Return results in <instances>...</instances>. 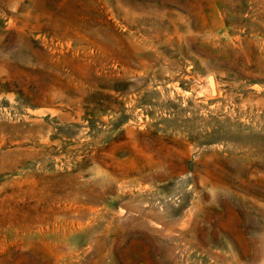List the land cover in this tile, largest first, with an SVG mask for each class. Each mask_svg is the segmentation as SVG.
Segmentation results:
<instances>
[{"label":"rangeland","instance_id":"1","mask_svg":"<svg viewBox=\"0 0 264 264\" xmlns=\"http://www.w3.org/2000/svg\"><path fill=\"white\" fill-rule=\"evenodd\" d=\"M0 264H264V0H0Z\"/></svg>","mask_w":264,"mask_h":264},{"label":"water","instance_id":"2","mask_svg":"<svg viewBox=\"0 0 264 264\" xmlns=\"http://www.w3.org/2000/svg\"><path fill=\"white\" fill-rule=\"evenodd\" d=\"M210 80H211V86L214 89L212 78H210Z\"/></svg>","mask_w":264,"mask_h":264}]
</instances>
